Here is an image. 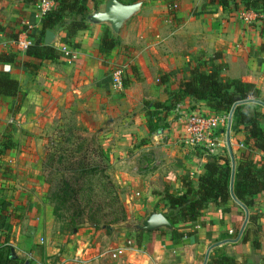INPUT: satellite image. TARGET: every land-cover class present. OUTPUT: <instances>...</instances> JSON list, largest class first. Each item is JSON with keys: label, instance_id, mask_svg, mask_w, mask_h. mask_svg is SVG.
<instances>
[{"label": "crops", "instance_id": "1", "mask_svg": "<svg viewBox=\"0 0 264 264\" xmlns=\"http://www.w3.org/2000/svg\"><path fill=\"white\" fill-rule=\"evenodd\" d=\"M140 2L139 13L121 28L119 46L108 55L98 52L101 32L106 26L88 24L87 30L70 39L75 48L63 44L65 32L54 33L57 40L51 47L57 49L59 59L56 63L43 61L34 71L23 68V63H34L35 60L27 57L26 52L18 51L14 42L30 39L31 35L39 36L41 20L36 18L34 8L25 5L23 0H0V55L14 58V63H0V72L7 73L18 83L24 97L21 112L32 100L44 96V91L55 97L73 95L80 126L89 132H98L115 182L129 192L127 202L138 213L137 217L144 218L150 212L165 213L159 211L164 206V190L168 188L169 192L178 195L182 177L189 174L196 186L197 179L203 174L204 158L197 155L201 149L190 148L181 140L188 116H221L209 110L205 102L186 98L167 114L166 127L156 133L147 127L144 103L167 104L179 82L189 77L188 70L196 59L218 55L219 62L227 68L223 76L253 84L258 90V98H250L244 103L246 111L264 113L260 105H264V37L260 33L258 17L249 22L241 18L248 11L237 0ZM84 4L91 14L96 9L101 10L105 0H85ZM10 20H13L12 24ZM63 46L76 55L75 61H69V56L61 52ZM119 67L125 68L124 87L122 91H115L111 74ZM16 107L17 97L0 95V148L9 120L18 122ZM43 120L47 121L48 117ZM15 127L12 126L15 137L21 130L29 135L37 134V129L30 123ZM261 128L264 130V120ZM235 130L233 120L227 132L224 125H220L211 139L209 154L218 155L223 146L228 149L225 134L235 162L238 153L244 150L241 144L244 133L240 128ZM21 138L25 142L26 137ZM28 145L18 144L6 153L8 158L14 159L10 161L12 175L9 179H0V183L16 186L12 194L15 203H25L28 216L32 210L39 213L43 210L51 216L50 208H44L42 203L45 183L40 175L41 165L36 166L30 161L32 149ZM31 147L35 148L34 145ZM261 157L257 155L254 160L259 162ZM256 202L252 214L258 219L255 224H246V234H242L237 243L232 242L235 235H229V232H240L245 214L233 202L229 204L228 212L209 205L196 223L179 225L172 231L159 230L136 236L133 247H122L116 253L117 258L132 259L129 264H204L206 252L212 248L209 260L230 257L237 264H264V195ZM17 236L10 243L0 238V247H13L19 258L24 255L35 259V255H26L21 247L15 246L25 239L23 233ZM254 240L260 243L258 250L251 245ZM84 246L82 243L81 247ZM237 249L241 254H237Z\"/></svg>", "mask_w": 264, "mask_h": 264}, {"label": "trees", "instance_id": "2", "mask_svg": "<svg viewBox=\"0 0 264 264\" xmlns=\"http://www.w3.org/2000/svg\"><path fill=\"white\" fill-rule=\"evenodd\" d=\"M39 1L41 0H23V3L34 8ZM51 1L54 2L55 7L42 18L40 35L29 36L32 46L27 50L26 56L34 59L35 62L23 63L25 70L36 71L43 61H52L58 57L59 53L53 47L44 45L45 31L65 32L63 44L75 48L76 46L69 42L70 39L88 28L86 18L90 10L84 4L85 0ZM117 1L123 5H132L141 0ZM237 1L244 10L252 11L257 15L261 23L260 33L264 37V0ZM118 46V36L105 31L100 39L98 52L101 55H108ZM219 60L218 55L209 59H196L194 65L188 70L189 77L179 82L177 90L170 94L167 104L144 103L149 131L164 129L166 127L164 119L167 114L186 98L203 101L209 110L220 115L228 114L233 105L238 102L258 98V90L253 84L230 80L223 76L227 68ZM0 63H14V58L1 54ZM19 92L18 83L10 79L7 73L0 72V95L15 98ZM245 107L244 104L239 105L233 112V130L240 128L244 133L243 143H241L244 150L238 153V158L234 162V173H232V163L227 149L218 155H207L201 149L197 155L204 158L203 174L197 179L196 186L193 178L188 176L180 179L183 188L180 194L175 195L165 190L162 196L164 206L159 211H165L163 215L173 227L198 222L209 205L228 212V206L234 202V198L249 212L248 224L256 223L258 217L252 214V211L257 206L256 200L264 195V130L261 128L264 113L256 110L248 112ZM156 117L157 120L154 119ZM73 129H68L65 133L67 135L63 138L66 148L51 147L47 164L42 163L44 175L49 170V174L59 177L56 183L51 180L45 182L50 188L53 186L48 198L53 206V217L67 221L65 227L71 233L84 224L99 230L124 223L123 205L116 193V187L105 174L109 163L101 146L96 143L95 138L88 140L76 136ZM11 149L14 148L10 139L7 140V144L1 145L0 168L7 163L6 153ZM257 155H262L259 162L254 160ZM4 170L11 174L7 166ZM93 181L99 185L98 189L107 192L110 199L95 194ZM65 213L68 214L64 215ZM135 233L142 235L146 232ZM241 241L244 243L246 240L243 238ZM251 245L258 250L260 243L254 240ZM11 249L7 245L0 247V264H25L21 258L11 255ZM237 254H241L239 249ZM207 264H237V262L230 257H213Z\"/></svg>", "mask_w": 264, "mask_h": 264}, {"label": "rangeland", "instance_id": "3", "mask_svg": "<svg viewBox=\"0 0 264 264\" xmlns=\"http://www.w3.org/2000/svg\"><path fill=\"white\" fill-rule=\"evenodd\" d=\"M9 23L12 24L13 20H10ZM105 31L111 32L109 27H104L101 32V38ZM54 49L57 51L56 48ZM58 59L59 54L58 57L52 60V63H56ZM40 88H42L41 85ZM44 89L46 88L44 87ZM44 93V96L31 101L29 106L31 107L30 109L28 107L24 110L25 112H21L20 109L24 97L20 91L17 96L16 107L18 122L16 124L14 122L13 124L8 123L9 125H7L3 133L4 140L2 144H7V140L9 139L13 142V148L18 146V144L26 145L28 143V146L32 149L30 152V161L36 166L40 163V175L44 183L46 180H51L53 183H56L59 177L49 174V170L46 172L45 177L42 172V163L47 164L48 157L51 155V151H49L51 147L66 148L67 145L63 143V138L67 135L65 133H67L68 129L74 128L72 131L76 136L84 137L88 140L95 138L96 143L101 146V149L102 145L101 138L98 136L97 131L89 132L86 128L80 126L77 120V108H75L73 102V95L70 97H55L50 95L49 91H44ZM44 117H48V120H43ZM154 119L157 120L158 118L156 117ZM29 123L32 125L33 129H37V134L29 135L21 130V132H17L18 134L16 137L14 136L16 133L13 132L12 126L20 128L21 125ZM23 135L26 137L25 142L21 138ZM58 141L62 142L58 143ZM32 145L35 146L34 149L31 147ZM224 150H226L225 146L222 147L218 154H221ZM103 154L105 156L104 152ZM106 160L109 163L107 158ZM10 161H14L13 157L8 158L7 163L0 168V179H9L11 177L12 174L4 170L5 166H7L8 170L11 168L12 164ZM105 174L117 189L116 193L120 198L125 213L124 223L108 226L105 229L100 228L99 230H94L89 224H84L78 227L77 231L75 229L74 232L71 233L67 227H65L67 221L54 218L52 215L53 206L48 201V198L53 186L50 188L45 184L44 193L42 195L44 208L45 206L50 208L51 216L49 214L47 215L43 210L41 213L32 210L30 216H28L26 213L27 209L24 207L26 204L20 202V205H18V203H15L12 194L14 193L13 190H16V186L13 183H0L1 240L10 243L11 240H15L17 235L23 233L25 239L19 244H15V246L19 249L21 247L26 255H35V259H30L28 258L29 256L24 257V255H22L23 257L20 258L25 261V264H129L128 262L132 259L129 260L127 257L112 259L111 254L117 253L122 247L128 246V241H131V246L129 247H133L136 236L140 235H136L132 226L139 223L143 218L137 217L139 216L137 215L138 213L133 208L129 207V202H127L129 192L127 190H122L115 182L110 163ZM188 176L190 175L187 174L182 178ZM93 188L96 189L95 194H97V196L110 199V197L107 196V192H102L98 189L99 185H97L96 181H93ZM164 192L165 190L162 194H164ZM181 192H183L182 186ZM172 194L174 193L172 192ZM130 203L134 204L132 201H130ZM107 212H109V210H107ZM66 214L68 213L64 215ZM249 225H247V227ZM242 234H246L245 228ZM41 240H43V243H41ZM82 243H84V247H81ZM208 260L207 263L209 262Z\"/></svg>", "mask_w": 264, "mask_h": 264}, {"label": "built area", "instance_id": "4", "mask_svg": "<svg viewBox=\"0 0 264 264\" xmlns=\"http://www.w3.org/2000/svg\"><path fill=\"white\" fill-rule=\"evenodd\" d=\"M55 7V4L51 0H41L34 6V11L36 14V18L39 20H42V18L51 12ZM257 17V15L252 12L248 11L241 15V18L245 22H249L252 18L254 19ZM29 30L31 27H28ZM15 48L25 53L27 50L32 46V41L30 39L24 38V39H17L14 42ZM61 52L65 56H69V61H75L76 55L72 52V54L69 52L68 48L66 46H63ZM125 73L124 67H119L113 70L111 74V82H112V88L115 91H122L124 84H123V77ZM246 102V101H241ZM238 102V103H241ZM237 104V103H236ZM243 105V104H240ZM262 107L264 108L263 104ZM239 106V105H238ZM237 107V106H236ZM232 109V108H231ZM233 114H231V111L228 114L221 115V116H212V117H205L198 114H192L188 116L187 118V125L184 131V134L182 136V141L185 145L191 146V147H197L199 149L204 150L207 155L209 154V149L212 147L210 145L211 139L215 135L214 133L218 130L220 125H224V128L227 132V130H230L231 123H232ZM9 124H13L12 120H9ZM226 137L225 134L223 136ZM242 148V145L240 146ZM229 235L234 236L235 238L232 240V242L237 243L240 239L238 238L239 232L237 234H233V232H229ZM41 243H43V240H41ZM127 247L131 246V241L127 242ZM112 259L117 258V254L113 253L111 254Z\"/></svg>", "mask_w": 264, "mask_h": 264}, {"label": "water", "instance_id": "5", "mask_svg": "<svg viewBox=\"0 0 264 264\" xmlns=\"http://www.w3.org/2000/svg\"><path fill=\"white\" fill-rule=\"evenodd\" d=\"M142 6L141 2L132 4V5H123L117 0H105L104 7L101 10H94L91 14H89L86 18L87 24L94 25V26H100L104 25L106 27H109L112 34L114 36H118L121 28L136 14L139 13L140 8ZM57 40V36L52 31H45L44 35V45L51 47ZM247 102V101H246ZM246 102H241L233 105L231 109V114H233L236 106L240 104H244ZM226 142L228 147L229 156L232 163V169L234 173V158L231 151V147L229 144V138L226 136ZM232 183H233V176L231 180L230 190L232 192ZM234 202L240 206L245 214L244 222L242 225V230L239 232L238 238L242 237L243 229L245 228L246 224L248 223V211L247 209L239 203L235 198L233 199ZM132 229L134 232H146V233H153L159 230L164 231H172L173 226L166 220L163 214L156 213V212H150L145 216L139 223L134 224L132 226ZM212 248L207 250L206 256L204 259V264L207 263L209 252ZM11 255H15L14 249H11Z\"/></svg>", "mask_w": 264, "mask_h": 264}]
</instances>
